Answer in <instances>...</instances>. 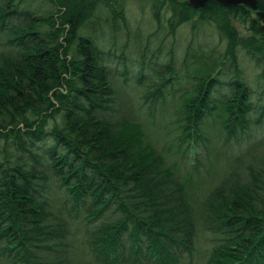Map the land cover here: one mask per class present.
<instances>
[{"label":"trees","instance_id":"trees-1","mask_svg":"<svg viewBox=\"0 0 264 264\" xmlns=\"http://www.w3.org/2000/svg\"><path fill=\"white\" fill-rule=\"evenodd\" d=\"M118 3L0 0V264H264L257 22L225 0H152L155 19L166 3L170 35L211 17L225 43L213 55L188 42L175 69L174 55L159 63L136 40L131 82L112 39ZM156 116L171 118V142L152 139Z\"/></svg>","mask_w":264,"mask_h":264},{"label":"rangeland","instance_id":"rangeland-1","mask_svg":"<svg viewBox=\"0 0 264 264\" xmlns=\"http://www.w3.org/2000/svg\"><path fill=\"white\" fill-rule=\"evenodd\" d=\"M117 1L119 3L116 7L117 9H119V7L122 9L120 12L122 13L123 17H116V26L113 27V29L116 31L112 34V39L116 43V57L119 55L124 57V64L127 69L126 77L130 79L131 82L132 75L137 69L139 63L138 55L140 50H138V48L136 50V40H140V44L138 46H145V57L148 58L151 55L150 59L159 61V63H163L165 59L169 57V53L174 55L173 65L175 69L179 67L178 64H180L184 48L188 42H191L192 45L200 44L204 48L214 47L216 52L212 53L213 55H215L217 52H221L223 49L225 41L223 39H219L220 37L215 27V21L211 17H209L208 20H202L196 24V27L193 30L190 28V23L180 24L176 27L174 34L170 35L167 25L170 14L166 7V3L161 6L158 19H155L152 15V0ZM104 11L107 12V9H104ZM103 18H101V21L107 23L108 16H103ZM195 19H197L196 14L193 15L189 22L195 21ZM229 22L235 28L239 37H244L251 34L249 31L247 18H243L242 21L229 16ZM99 26L100 25L97 27L99 28L98 31H91L90 34H97L95 36L100 37L101 40V45H99V47L104 48L108 45L109 41H111L108 38V33L110 30H107V25H104V28L102 29H100ZM89 31L90 30L85 29L81 30L80 33L84 34L85 32L86 34ZM123 43H125V48L124 51L121 52L119 50ZM236 57L239 62L238 64L241 75L246 81H251L250 83L252 84L255 81L253 77V75L256 73L255 64L249 58L245 50L241 49L240 47L236 49ZM116 61H118V59H116ZM120 65V63L116 64V86L117 84H121L123 79L122 75L119 73V71L122 69ZM154 74L155 73L151 72L149 75L154 77ZM128 95L131 96L129 93ZM167 111L170 112L171 110L168 109ZM155 112L159 113V108L156 109ZM168 119V117L163 118L162 116H156L154 120L157 123L153 122L149 127L151 135H156V137H152V139H157L158 144H160L163 140H170V142L172 141L173 133L168 130V128L171 126V123H168V121H170L171 118L169 120ZM159 120H161L162 123H159L158 125ZM185 160L187 165H193L191 156L187 157Z\"/></svg>","mask_w":264,"mask_h":264},{"label":"flooded vegetation","instance_id":"flooded-vegetation-1","mask_svg":"<svg viewBox=\"0 0 264 264\" xmlns=\"http://www.w3.org/2000/svg\"><path fill=\"white\" fill-rule=\"evenodd\" d=\"M192 4L201 3L202 0H189ZM209 0H205L201 7H203L206 2ZM226 2H230L232 4H228L227 6H233L237 10H241L242 13L247 16L253 18L257 22V27L260 30L261 38L264 39V0H225ZM219 4V3H218ZM222 5V4H221ZM223 6V5H222ZM264 41V40H263Z\"/></svg>","mask_w":264,"mask_h":264},{"label":"water","instance_id":"water-1","mask_svg":"<svg viewBox=\"0 0 264 264\" xmlns=\"http://www.w3.org/2000/svg\"><path fill=\"white\" fill-rule=\"evenodd\" d=\"M240 1V0H239ZM201 3H202V1H201ZM201 3H199V4H201Z\"/></svg>","mask_w":264,"mask_h":264}]
</instances>
